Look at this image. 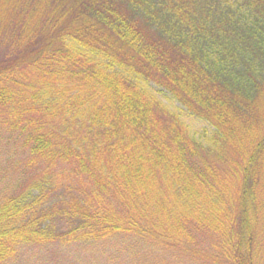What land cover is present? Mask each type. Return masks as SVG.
Wrapping results in <instances>:
<instances>
[{
	"label": "trees",
	"instance_id": "16d2710c",
	"mask_svg": "<svg viewBox=\"0 0 264 264\" xmlns=\"http://www.w3.org/2000/svg\"><path fill=\"white\" fill-rule=\"evenodd\" d=\"M0 125L28 153L0 264L118 238L264 264V0H0Z\"/></svg>",
	"mask_w": 264,
	"mask_h": 264
},
{
	"label": "rangeland",
	"instance_id": "374dc122",
	"mask_svg": "<svg viewBox=\"0 0 264 264\" xmlns=\"http://www.w3.org/2000/svg\"><path fill=\"white\" fill-rule=\"evenodd\" d=\"M153 91L171 112L180 117L190 134L199 136L204 131H210L205 123L189 117L166 93H157L156 89ZM27 157L28 153L21 142H17L13 134L0 125V188H13L19 183L21 172L25 170L23 161ZM153 257L154 253L146 243L118 238L104 244L90 245L86 249L76 248V243L25 245L17 257L7 264H150ZM181 264L192 263L186 257Z\"/></svg>",
	"mask_w": 264,
	"mask_h": 264
}]
</instances>
